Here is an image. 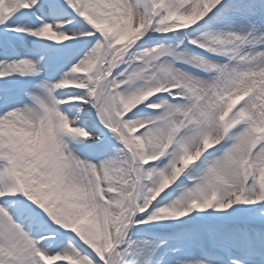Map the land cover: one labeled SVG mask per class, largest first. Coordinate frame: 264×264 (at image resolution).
Returning a JSON list of instances; mask_svg holds the SVG:
<instances>
[{"label":"snow or ice","instance_id":"1","mask_svg":"<svg viewBox=\"0 0 264 264\" xmlns=\"http://www.w3.org/2000/svg\"><path fill=\"white\" fill-rule=\"evenodd\" d=\"M0 264H264V0H0Z\"/></svg>","mask_w":264,"mask_h":264}]
</instances>
